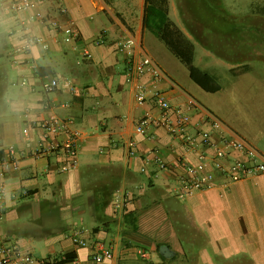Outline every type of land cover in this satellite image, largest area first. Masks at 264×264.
Masks as SVG:
<instances>
[{
    "label": "crops",
    "instance_id": "1",
    "mask_svg": "<svg viewBox=\"0 0 264 264\" xmlns=\"http://www.w3.org/2000/svg\"><path fill=\"white\" fill-rule=\"evenodd\" d=\"M11 1L0 0V142L25 154L0 176V243H17L36 259L31 264H264V172L231 180L215 171L211 187L188 191L176 165L180 157L195 163L197 153L163 127L150 129L151 138L135 131L143 114L159 111L150 101L136 102V81L124 74L127 53L117 47L131 35L138 41L136 54H149L145 0H42L18 14ZM20 21L49 49L26 47ZM68 22L79 32L76 41L62 39L60 27ZM162 70L158 87L171 107L191 115V134L207 129L218 146L232 131L264 156V100L256 101L261 96L251 103L259 122L240 131L203 101V92H210L188 70L183 80ZM50 78L60 84L45 93L43 82ZM139 80L152 86L148 73ZM203 114L210 120L194 126ZM52 118L68 121L51 139L60 145L73 138L74 155L62 149L32 154L42 139L38 123ZM208 153L214 156V148ZM235 157L240 154L231 151L222 161ZM76 229L88 242L110 245L112 259L92 260L91 246L72 240ZM66 254L72 258L59 262Z\"/></svg>",
    "mask_w": 264,
    "mask_h": 264
},
{
    "label": "built area",
    "instance_id": "2",
    "mask_svg": "<svg viewBox=\"0 0 264 264\" xmlns=\"http://www.w3.org/2000/svg\"><path fill=\"white\" fill-rule=\"evenodd\" d=\"M42 0H12L11 10L14 14H18L24 10L34 8L36 4ZM37 18L32 15L31 19ZM20 28L26 47L39 46L41 50L49 49V44L45 38L40 35L32 34L27 30L26 22L20 21ZM62 39L66 42L76 41L79 37V32L72 22H68L60 27ZM102 39L99 38V41ZM139 46L138 41L134 36H128L118 44V51L127 53L125 60L124 74L128 82L136 81L135 99L138 104H144L150 101L156 108H158L159 115H153L150 112L143 114L135 123V131L152 137L149 133L150 129L154 127H163L169 135L179 138L182 141L186 150L197 153V161L195 163L180 157L177 165L180 171H177V179L182 187L190 190L206 189L212 186L215 177V171H221L223 175L231 180L244 178L245 176L264 172V156L256 146L249 141L230 131V134H224L220 139V145H215L211 138V133L207 129H198L195 133L189 132L191 124V115L180 107H171L165 95V91L158 87L160 80L165 78L163 72L157 61L147 52L142 51L139 55L136 54L135 47ZM143 73H148L152 79V86H148L139 77ZM24 80V79H22ZM57 78H50L43 82V89L45 93H50L56 90L59 86ZM46 102V101H45ZM47 106V102L44 103ZM209 116L203 114L196 120L194 126L209 121ZM68 121H62L58 118H52L38 123L42 130L41 141L33 148L32 154L49 153L58 149L64 150L70 155L76 152V143L73 138L64 144H55L51 136L59 128L67 125ZM212 126L218 128L219 123L212 120ZM134 147L133 142L130 143ZM214 148V156L208 157V149ZM231 151H237L240 157H235L229 164L222 161ZM155 153V150H151ZM130 154H134V150L130 149ZM25 154L24 149H16L13 146L4 148L0 142V176L5 171L16 165L19 156ZM156 154V153H155ZM153 161L164 168L165 163L156 154ZM145 171V167L141 168ZM2 189L0 187V196ZM83 229H76L72 233V240L78 246L90 245L92 248L91 258L95 262L110 260L113 257V252L110 245L102 240H93L88 242L81 237ZM141 256H147L145 250H140ZM36 259L30 253H23L17 243L10 241H3L0 243V264H31Z\"/></svg>",
    "mask_w": 264,
    "mask_h": 264
},
{
    "label": "rangeland",
    "instance_id": "3",
    "mask_svg": "<svg viewBox=\"0 0 264 264\" xmlns=\"http://www.w3.org/2000/svg\"><path fill=\"white\" fill-rule=\"evenodd\" d=\"M256 1L264 0H168L170 18L194 43L193 63L210 71L222 85L220 92H203V101L240 131L259 122L255 111L251 116V103L256 96H261L256 101L264 100V16L248 12ZM233 19L242 25L240 30L221 33ZM143 29L148 33L144 46L149 54L168 74L176 72L179 79H185V65ZM258 88L262 90L259 95L255 92Z\"/></svg>",
    "mask_w": 264,
    "mask_h": 264
},
{
    "label": "trees",
    "instance_id": "4",
    "mask_svg": "<svg viewBox=\"0 0 264 264\" xmlns=\"http://www.w3.org/2000/svg\"><path fill=\"white\" fill-rule=\"evenodd\" d=\"M248 12L264 16V1L252 2L249 5ZM235 20L233 19L234 22H227L225 26L228 27V29H223L221 33H233L240 30L239 28L242 25H237ZM142 24L145 30L160 40L165 47L185 65L189 77L194 83L203 90L209 92L220 89V84L211 73H208L193 63L194 43L170 18L168 0H145ZM244 44L245 42H242L241 45ZM71 258L72 256L70 254H66L59 262L68 261Z\"/></svg>",
    "mask_w": 264,
    "mask_h": 264
}]
</instances>
